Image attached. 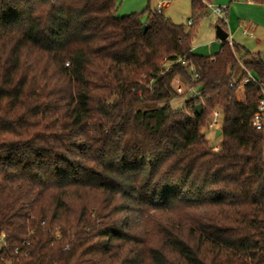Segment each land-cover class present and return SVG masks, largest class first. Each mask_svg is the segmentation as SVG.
<instances>
[{
	"label": "trees",
	"instance_id": "1",
	"mask_svg": "<svg viewBox=\"0 0 264 264\" xmlns=\"http://www.w3.org/2000/svg\"><path fill=\"white\" fill-rule=\"evenodd\" d=\"M117 6L0 0V264H264V61Z\"/></svg>",
	"mask_w": 264,
	"mask_h": 264
},
{
	"label": "rangeland",
	"instance_id": "2",
	"mask_svg": "<svg viewBox=\"0 0 264 264\" xmlns=\"http://www.w3.org/2000/svg\"><path fill=\"white\" fill-rule=\"evenodd\" d=\"M169 1H171L170 7L165 9L163 13L165 16L170 17L173 23L182 24L186 31H192L194 33L191 42L194 52L201 55H212L218 52L222 42L216 37V25L219 19L218 15L213 13L210 9H207L204 14L196 16V22L193 26H191L188 24V18L193 17L191 0ZM230 1L231 0H212L214 5H227L230 3ZM242 1H245L246 3V0ZM117 2L118 15H125L136 12L141 14L142 20H146L148 11L156 8L158 0H117ZM206 2L207 1L203 0L205 6ZM262 6L263 7H250V9L246 8L245 6L240 7L238 8L237 12H234V20L232 21H229L230 18L227 14L228 12H226L225 19L227 29L230 27V22L234 23L236 28H238L237 26H239V20H242L244 22H253L257 27H260V32H264V4ZM233 39L235 40L236 44L239 45L241 49L240 55L243 57H247V55L245 56L246 53H244L243 48L250 52L259 50L260 54L264 52V40L262 39L261 44H257L256 40L245 37L242 34L240 28L236 30L235 35H233ZM184 89L185 93L180 94V96L174 98L171 101V105L174 108H184L185 110H187V108L185 107V101L189 99L193 94L188 91V87L185 86ZM216 110L218 109H215L213 111L208 125L203 127L201 130V132L205 136L206 141L211 146H213L214 149H218L221 143L219 135H216V129L220 128V124L215 127L210 126V121L212 120L213 114ZM4 264H11V262H5Z\"/></svg>",
	"mask_w": 264,
	"mask_h": 264
},
{
	"label": "built area",
	"instance_id": "3",
	"mask_svg": "<svg viewBox=\"0 0 264 264\" xmlns=\"http://www.w3.org/2000/svg\"><path fill=\"white\" fill-rule=\"evenodd\" d=\"M166 5V1H159L158 4V9H162L163 6ZM206 6L208 9H210L213 13L217 14L219 19L225 20L226 17V12H227V6L226 5H214L213 2H206ZM192 23V20L189 19L188 20V24L190 25ZM242 26V31L244 34L253 37L255 34V30H256V25L253 22L247 21V22H243L241 24ZM229 41V45L231 47H233V42L231 40ZM185 62H183L184 64ZM242 68L244 70V72L246 73V75L241 79V86H244L248 83H254L256 85H258L260 87L261 90V97L257 106V110L255 111L251 123L252 125L256 128V129H264V87L261 86V84L258 82L257 77L255 76V74L251 71H249L245 66L242 65ZM186 85L181 81L180 78L176 77L173 81V87L175 89V91L179 94H183L185 93V87ZM187 87V86H186ZM188 91L192 94L195 93V95L199 96V93L196 92V90L194 88L188 87ZM220 111L219 109L216 110L213 114V118L210 121V126L211 127H215L218 126L220 124ZM217 130V129H216Z\"/></svg>",
	"mask_w": 264,
	"mask_h": 264
},
{
	"label": "crops",
	"instance_id": "4",
	"mask_svg": "<svg viewBox=\"0 0 264 264\" xmlns=\"http://www.w3.org/2000/svg\"><path fill=\"white\" fill-rule=\"evenodd\" d=\"M159 1H161V0H158V3H157V5H156V8H154L153 10H150V11H156V10H159L158 9V4H159ZM163 1H166V5L165 6H163L162 7V9H160V10H162L163 12H164V10L165 9H167V8H169L170 7V5H171V1H169V0H163ZM264 3H259V2H255V1H251V0H248V2H247V0H246V3H245V1H242V0H231L230 1V3L229 4H227L226 6H227V14H228V16H229V18H230V20L229 21H232V20H234V12H237V10H238V8H240V7H246V8H249L250 9V7H263L262 5H263ZM237 6H239V7H237ZM170 18V17H169ZM190 18H188V20H189ZM238 20H239V18H238ZM244 21H242V20H239V26H237L238 28H240L241 29V32H242V34L245 36V37H249V38H252V39H254V40H256V43L257 44H261L262 43V39L264 40V32L263 31H261L260 32V27H257L256 26V30H255V34H254V36L253 37H250V36H248V35H246V34H244L243 33V31H242V26H241V24L243 23ZM238 28H236V26H235V24L234 23H232V22H230V27L228 28V29H226V31H228L229 33H228V38H227V40H231L232 42H233V44H236V42H235V40L233 39V35H235V33H236V30L238 29ZM259 34V35H258ZM217 37V36H216ZM217 39H219L218 37H217ZM220 40V39H219ZM221 41V40H220ZM223 42V41H222ZM222 42H221V44H222ZM194 51V50H193ZM215 54V53H214ZM251 54L253 55V56H255V57H259L260 59H262L263 61H264V52L262 53V54H260V51L259 50H257V51H252L251 52ZM213 55V54H212Z\"/></svg>",
	"mask_w": 264,
	"mask_h": 264
},
{
	"label": "water",
	"instance_id": "5",
	"mask_svg": "<svg viewBox=\"0 0 264 264\" xmlns=\"http://www.w3.org/2000/svg\"><path fill=\"white\" fill-rule=\"evenodd\" d=\"M146 27H147L146 25H143V27H142L143 31L146 30ZM216 36H217L221 41H225V40H227V38H228V32H227L226 30H224L221 26L217 25V26H216ZM202 109H203V107H202L201 104H197V105H196V112H197L198 114H200V113L202 112ZM220 134H221V129L218 128V129L216 130V135H220Z\"/></svg>",
	"mask_w": 264,
	"mask_h": 264
}]
</instances>
